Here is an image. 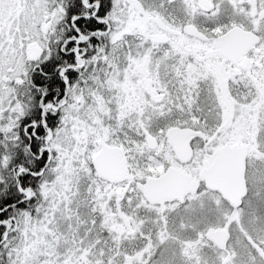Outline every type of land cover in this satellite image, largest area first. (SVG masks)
<instances>
[{
  "label": "snow or ice",
  "instance_id": "6c2138e0",
  "mask_svg": "<svg viewBox=\"0 0 264 264\" xmlns=\"http://www.w3.org/2000/svg\"><path fill=\"white\" fill-rule=\"evenodd\" d=\"M0 264H264V0H0Z\"/></svg>",
  "mask_w": 264,
  "mask_h": 264
}]
</instances>
